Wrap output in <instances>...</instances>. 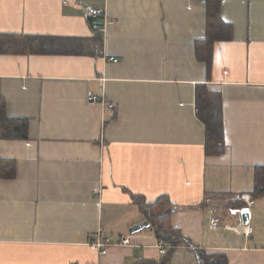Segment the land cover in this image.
<instances>
[{
  "label": "crops",
  "instance_id": "crops-1",
  "mask_svg": "<svg viewBox=\"0 0 264 264\" xmlns=\"http://www.w3.org/2000/svg\"><path fill=\"white\" fill-rule=\"evenodd\" d=\"M220 17L232 37L214 42L207 73L194 47L203 0H0V34L49 39L43 51L0 52L5 114L27 120L26 138L0 137V159L15 163L0 178V264H199L198 248L264 264V190L253 192L264 173V0H221ZM199 83L222 98L218 155L204 151ZM162 195L193 245L168 255L151 224L130 231L146 221L133 197ZM92 233L130 243L102 254Z\"/></svg>",
  "mask_w": 264,
  "mask_h": 264
},
{
  "label": "trees",
  "instance_id": "trees-1",
  "mask_svg": "<svg viewBox=\"0 0 264 264\" xmlns=\"http://www.w3.org/2000/svg\"><path fill=\"white\" fill-rule=\"evenodd\" d=\"M205 2V31L202 39L194 41L195 55L206 65L209 73L212 62L213 44L217 40H229L232 37V27L220 17L221 0H203ZM90 20V19H89ZM100 25V24H98ZM49 40L38 36H18L0 34V52H15L40 50L42 41ZM194 106L197 118L204 125V151L207 155H218L224 151L222 98L218 91L207 88L204 83L196 84L194 90ZM27 120L24 118H11L6 116L3 101H0V137H27ZM253 192L259 195L264 190V173L262 167L254 172ZM15 176V163L9 159H0V178H13ZM133 200L145 216V220L152 225L156 237L160 241L170 244L168 255L179 244L193 246L191 242L169 224L170 215L175 205L167 196L162 195L154 203L145 202L142 197L135 196ZM199 264H227L223 254L206 253L203 249H195ZM165 255V256H166ZM141 264H152L143 262Z\"/></svg>",
  "mask_w": 264,
  "mask_h": 264
},
{
  "label": "built area",
  "instance_id": "built-area-1",
  "mask_svg": "<svg viewBox=\"0 0 264 264\" xmlns=\"http://www.w3.org/2000/svg\"><path fill=\"white\" fill-rule=\"evenodd\" d=\"M102 13L99 10L96 9H92L88 12V17L92 20L91 21V26L96 28L99 32L103 31V25H98L97 23L94 22L93 19L98 18L99 16H101ZM87 101L90 103H96L99 101V99L94 96V95H88L87 96ZM241 200H246V203L251 205L253 204V200L250 199L248 194H242L240 196ZM251 232V228L250 226H247L246 230L244 233L249 234ZM130 243L129 240V236L125 235V236H121L119 239L117 240H113L108 236H103L99 233H92L89 236V244L92 248H94L95 250H98L100 253L104 254L107 252V248L111 245L114 244H120V245H127ZM170 247L169 244L163 242V241H159L158 243V248L160 249V253L165 254L167 252V248ZM67 264H77V263H67Z\"/></svg>",
  "mask_w": 264,
  "mask_h": 264
},
{
  "label": "water",
  "instance_id": "water-1",
  "mask_svg": "<svg viewBox=\"0 0 264 264\" xmlns=\"http://www.w3.org/2000/svg\"><path fill=\"white\" fill-rule=\"evenodd\" d=\"M239 212H240V215H241V218H242V222L246 223L247 220H248V217H249L248 208L244 207V208L240 209ZM147 225H148V222L144 221V222H142V223H140L138 225H134L133 227H131L130 231L131 232H135V231H137V230H139V229H141V228H143V227H145Z\"/></svg>",
  "mask_w": 264,
  "mask_h": 264
}]
</instances>
